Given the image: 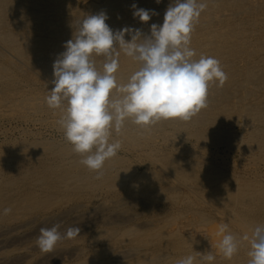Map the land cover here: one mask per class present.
Returning a JSON list of instances; mask_svg holds the SVG:
<instances>
[{
	"label": "bare ground",
	"instance_id": "1",
	"mask_svg": "<svg viewBox=\"0 0 264 264\" xmlns=\"http://www.w3.org/2000/svg\"><path fill=\"white\" fill-rule=\"evenodd\" d=\"M199 2L193 59L216 58L228 79L187 121L126 119L97 179L58 123L66 105L47 104L53 63L87 15L150 35L174 0H0V264H249L243 237L264 225V0ZM133 4L157 15L142 23ZM118 62V84L140 68L122 50ZM75 220L79 235L40 249L41 228L65 235ZM215 225L239 242L231 259L211 247Z\"/></svg>",
	"mask_w": 264,
	"mask_h": 264
},
{
	"label": "clouds",
	"instance_id": "2",
	"mask_svg": "<svg viewBox=\"0 0 264 264\" xmlns=\"http://www.w3.org/2000/svg\"><path fill=\"white\" fill-rule=\"evenodd\" d=\"M206 7L199 0H174L165 11L162 26L151 25L150 35L129 27L114 32L104 12L87 15L78 32L64 44L65 51L53 63L54 87L47 104L54 109L66 105L58 123L73 151L84 157L80 163L96 171L97 179L103 175L105 162L121 147L110 138L126 119L134 118L135 124L145 127L160 120L187 121L207 107L209 84L218 81L223 86L228 79L216 58L201 55L193 59L196 53L190 47L191 33ZM132 9L134 18L145 24L157 15L136 4ZM125 35L131 36L130 42ZM121 50L138 61L140 68L128 82L118 84L114 74ZM93 55L104 57L103 72L97 70ZM10 212V208L4 209L5 215ZM59 228L57 224L40 229L37 244L43 252L52 251L58 242L81 231L69 227L62 235ZM243 240L250 242L249 264H264V225L255 226L251 236L245 235ZM238 243L225 225H215L211 247L216 255L231 259ZM214 258L211 252L205 257L208 261ZM193 261L194 257L188 256L178 264Z\"/></svg>",
	"mask_w": 264,
	"mask_h": 264
},
{
	"label": "rangeland",
	"instance_id": "3",
	"mask_svg": "<svg viewBox=\"0 0 264 264\" xmlns=\"http://www.w3.org/2000/svg\"><path fill=\"white\" fill-rule=\"evenodd\" d=\"M81 222H80V220H75V221H73L71 224H70V226L71 227H76L78 224H80ZM34 262H36V261H34ZM34 262L33 263H29V264H34Z\"/></svg>",
	"mask_w": 264,
	"mask_h": 264
}]
</instances>
